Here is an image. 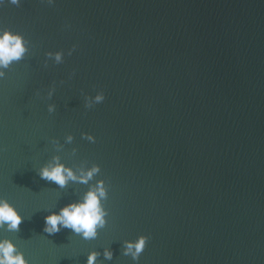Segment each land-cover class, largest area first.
<instances>
[{"label":"water","instance_id":"water-1","mask_svg":"<svg viewBox=\"0 0 264 264\" xmlns=\"http://www.w3.org/2000/svg\"><path fill=\"white\" fill-rule=\"evenodd\" d=\"M0 28L29 46L0 78V196L25 214L3 234L33 264H86L93 250L97 264H264V0H0ZM55 156L101 166L95 239L44 231L89 187L41 179ZM140 235L133 261L123 244Z\"/></svg>","mask_w":264,"mask_h":264},{"label":"clouds","instance_id":"clouds-1","mask_svg":"<svg viewBox=\"0 0 264 264\" xmlns=\"http://www.w3.org/2000/svg\"><path fill=\"white\" fill-rule=\"evenodd\" d=\"M21 0H11V3L18 4ZM53 0H49V3ZM73 45L68 50V55L76 49ZM29 50L28 42L23 33L14 31L11 28H0V78L4 77L5 69L9 68L14 62L22 60ZM54 58L56 63H60L65 57V50L59 49L54 53L49 51L47 54ZM49 91L48 98L51 99L53 92ZM105 100L104 91H98L94 96L86 95L85 106L91 108ZM49 113L56 111V105L49 104ZM83 138L89 142H95L96 136L93 133H82ZM67 141L71 142L72 134L67 136ZM101 172L98 163L91 167L81 169L78 173L71 165L63 162L59 156L45 164L40 170L41 179L48 180L63 188L71 182L81 185H89L86 191L75 200L66 203L59 210H51L44 217V231L49 234L58 233L62 228L70 229L84 240L97 238L100 229L108 223V208L105 201L108 198V183L101 177L95 179ZM95 180L94 183H90ZM54 209V208H53ZM25 218V214L7 197L0 196V264H33L25 251L19 246L17 240L12 236H5L4 232H19L20 225ZM149 237L140 235L136 239H128L123 244V255L130 256L133 261H138L144 251ZM101 255L93 250L88 253L86 264H97V258ZM106 260H111L113 250L106 248L103 252Z\"/></svg>","mask_w":264,"mask_h":264}]
</instances>
